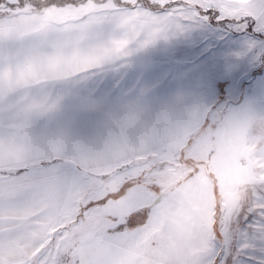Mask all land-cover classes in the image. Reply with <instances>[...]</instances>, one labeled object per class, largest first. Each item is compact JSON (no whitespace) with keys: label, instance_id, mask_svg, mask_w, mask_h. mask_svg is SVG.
Here are the masks:
<instances>
[{"label":"snow or ice","instance_id":"obj_1","mask_svg":"<svg viewBox=\"0 0 264 264\" xmlns=\"http://www.w3.org/2000/svg\"><path fill=\"white\" fill-rule=\"evenodd\" d=\"M213 18L264 33V0H0V264H264V122L154 144L51 119L58 82Z\"/></svg>","mask_w":264,"mask_h":264},{"label":"rangeland","instance_id":"obj_2","mask_svg":"<svg viewBox=\"0 0 264 264\" xmlns=\"http://www.w3.org/2000/svg\"><path fill=\"white\" fill-rule=\"evenodd\" d=\"M122 35L114 24L105 36ZM87 78L58 82L52 120L87 142L159 143L205 119L213 132L264 122V33L216 20L170 27Z\"/></svg>","mask_w":264,"mask_h":264}]
</instances>
